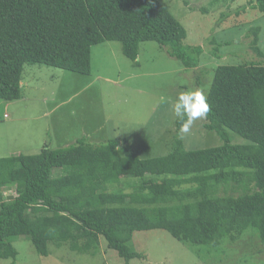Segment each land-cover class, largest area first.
Instances as JSON below:
<instances>
[{"label":"trees","instance_id":"obj_1","mask_svg":"<svg viewBox=\"0 0 264 264\" xmlns=\"http://www.w3.org/2000/svg\"><path fill=\"white\" fill-rule=\"evenodd\" d=\"M247 6L264 14V0H250L217 19ZM247 31L250 49L264 57L259 28ZM186 37L159 0H0V102L22 98L28 65L90 75L91 51L106 42H118L134 65L140 44L154 42L201 77L206 70L197 67L218 55L184 45ZM198 80L193 90H200ZM202 92L206 119L182 134L176 118L163 154L147 130L136 140L94 144L82 136L66 147L0 158V261L15 262L20 237L41 256L49 246L94 256L101 238L125 263L141 258L130 245L138 231H164L205 252L247 230L264 242V65H218ZM193 137L207 147L188 149ZM9 186L16 194L5 200Z\"/></svg>","mask_w":264,"mask_h":264},{"label":"rangeland","instance_id":"obj_2","mask_svg":"<svg viewBox=\"0 0 264 264\" xmlns=\"http://www.w3.org/2000/svg\"><path fill=\"white\" fill-rule=\"evenodd\" d=\"M159 1L187 30L184 45L202 47L204 53L211 51L218 55L217 59H204L205 63L197 67V71L206 70L200 71L201 77L193 75L192 70H185L180 61L170 58L154 42L140 44L137 65L122 55L118 42L93 47L88 76L28 65L22 98L8 106L0 102V158L35 155L45 146L49 149L66 147L82 136L94 144L113 138L136 140L137 136L144 137L147 130V140L157 148L165 141V133L176 119L171 111L172 103L179 93L193 91L197 78L200 90L205 92L218 65L250 62L264 65V57L250 49L251 37H246L249 28L258 27V47L264 54L263 13L247 6L226 21L217 19L221 12L227 9L234 12L250 0H220L217 8L210 6V0H185L187 5L184 0ZM199 7L209 13L203 14ZM213 8L216 10L212 11ZM98 75H107L115 82L102 81L91 89ZM61 101L59 110L45 114L52 102ZM3 114L8 118H3ZM201 122L196 121L192 127ZM189 142L193 144H189L188 149L196 145L207 147L206 141L198 137ZM166 151L161 146L159 154ZM59 172L55 169L53 175ZM15 194L13 186L3 190L5 200ZM247 231L233 242L224 240L219 252H205L204 247L179 242L164 231H138L133 234L130 245L141 258L128 263L108 249L101 238L94 256L53 246H49V255L41 256L28 239L20 237L13 244L17 251L15 262L2 260L0 264H264V242Z\"/></svg>","mask_w":264,"mask_h":264},{"label":"clouds","instance_id":"obj_3","mask_svg":"<svg viewBox=\"0 0 264 264\" xmlns=\"http://www.w3.org/2000/svg\"><path fill=\"white\" fill-rule=\"evenodd\" d=\"M171 111L182 122L180 132L188 134L196 121L206 119L210 109L205 94L201 90H193L179 93Z\"/></svg>","mask_w":264,"mask_h":264},{"label":"crops","instance_id":"obj_4","mask_svg":"<svg viewBox=\"0 0 264 264\" xmlns=\"http://www.w3.org/2000/svg\"><path fill=\"white\" fill-rule=\"evenodd\" d=\"M96 80H101V81H103L102 83H112V82H115L114 81V79L113 78H110V77H108L107 75H105V76H102V75H98L95 79H94V81L91 83V85H90V88L92 89V87H94V86H97L98 84H97V81ZM96 83V84H95ZM100 85V84H99ZM98 85V86H99ZM22 86H24V81L22 82ZM99 99V98H98ZM69 100V99H68ZM67 100V101H68ZM19 101V100H18ZM97 102V101H96ZM10 103L11 102H8V103H4L3 105L4 106H8V105H10ZM54 102H52V104H51V106L49 107V109H47L46 111H45V114L47 113H49V114H52V113H55L57 110H59V108L61 107V105H62V101L61 102H58V103H55V104H53ZM93 103H95V101L93 102ZM3 118H8L7 117V115L6 114H3Z\"/></svg>","mask_w":264,"mask_h":264}]
</instances>
